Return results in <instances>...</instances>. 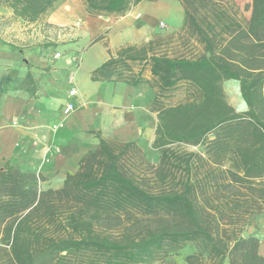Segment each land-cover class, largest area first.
Listing matches in <instances>:
<instances>
[{"label":"trees","instance_id":"16d2710c","mask_svg":"<svg viewBox=\"0 0 264 264\" xmlns=\"http://www.w3.org/2000/svg\"><path fill=\"white\" fill-rule=\"evenodd\" d=\"M0 1L36 22L57 0ZM83 1L100 16L126 15L155 0ZM178 1L189 32L205 45L203 55L160 54L153 41L125 43L92 74L139 88L148 81L143 70L130 72L146 60L162 93L183 81L196 89L188 100L155 108L152 144L161 150L155 186H147L130 156L138 151L135 141L100 132L97 148L57 189L41 190L36 171L7 160L0 166V264H144L197 239L207 241L217 264H264L258 239L240 233L250 216L264 213V0H252L246 25L227 15L226 0ZM236 27L224 44V33ZM230 78L240 80L247 111L227 100L222 80ZM175 143L204 144L210 160L179 154L170 147Z\"/></svg>","mask_w":264,"mask_h":264},{"label":"crops","instance_id":"0c3cea01","mask_svg":"<svg viewBox=\"0 0 264 264\" xmlns=\"http://www.w3.org/2000/svg\"><path fill=\"white\" fill-rule=\"evenodd\" d=\"M227 1L239 7L234 10L227 4L231 8L227 15L236 20V24L246 25L252 14V0H246L244 8L240 4L242 9L237 0ZM8 15L14 22L0 20V161L3 164L7 160L25 161L33 147V165L29 166L36 171L44 164L50 182L62 176L57 184L48 185L57 189L63 186L68 173L78 170L81 159L97 148L99 138L94 131L122 142L139 138L154 141L157 111L153 116L150 104L146 107L137 103L136 98L142 94L139 89L124 81L92 79L94 70L127 42V35L135 32H127L118 39L111 31L105 33L109 28L108 23L101 20L102 16L85 15L82 25L77 22L78 26L71 27V34H66L57 27L74 23L77 17L63 12L45 20L58 29L50 42L42 40L45 36L40 33V24L24 21L12 11ZM151 17L156 19L152 15L145 18ZM25 24L29 27L37 24L39 29L24 32L21 26ZM240 30L236 27L234 32L224 33V44ZM189 34L194 49L187 57L198 58L205 53V45L196 34ZM239 45L237 41L233 49L239 50ZM56 52L62 55L56 58ZM72 57L78 59L72 60ZM142 70V75L149 77L150 66L146 60L134 62L130 74L139 75ZM222 85L235 110L247 111L240 80L223 79ZM72 87L78 91L73 98L74 107L68 109ZM260 254L264 256V251Z\"/></svg>","mask_w":264,"mask_h":264},{"label":"rangeland","instance_id":"374dc122","mask_svg":"<svg viewBox=\"0 0 264 264\" xmlns=\"http://www.w3.org/2000/svg\"><path fill=\"white\" fill-rule=\"evenodd\" d=\"M224 3L228 4L234 10L239 9V7H235V5L227 0ZM237 3L238 6H240V9L247 4L246 0H237ZM9 11L12 10L8 7L7 3L5 1H0V20L6 23L14 22V19L10 18V15H8ZM63 12L72 13L77 17V21L74 23L57 27L60 28V30L64 29L66 34H71L70 29L71 27H76L77 22L82 25V17L85 15L98 16L92 15L88 11L83 0H57L39 20L36 22H27L40 24V33L45 36V38L42 37L43 39H40L52 42L51 40L54 37V33L58 29L55 25L48 23L45 20L51 15L61 14ZM148 15L156 16V19L152 17L146 19L145 17H148ZM100 16H102L101 20L103 22L108 23L109 29L106 30L105 33H110L111 31L115 33V37L117 36L118 39H122L123 34H126L127 32H135V34L127 35L128 40L126 43H134L138 46H142L148 41H153L152 45L155 51L160 54L166 53L168 55L191 56L193 53L192 50L194 48H192V40L189 30L186 29L187 27L185 25V10L181 2L178 0L144 1L134 6L126 15L111 14ZM37 24L32 27L25 24L21 27L24 32H31L33 28L39 29ZM24 27H26V29ZM71 38L72 40H76L73 37ZM146 38L149 40L147 39L148 41H146ZM145 78H147L148 81H145L138 88L142 94L136 98V101L137 103L145 104L146 107L150 104L149 109L153 116L156 115V106L178 104L197 94L196 89L191 86L190 83L184 81L180 82L177 87L172 90L162 93L159 91V85L155 77L149 74V77L145 76ZM240 108L241 106L239 109ZM94 132L97 133V131ZM135 142L138 151L136 150L134 155H132L131 152L130 156H134L137 160V164L140 165V168L138 167L137 170L141 173L140 176L145 179L147 186H155L157 181L156 172L161 160V150L153 147V139L147 140L146 138H139L135 140ZM170 147L179 154L194 152L210 160L207 154V147L204 144L192 145L175 143ZM34 151L35 149L32 147V151L27 157H25V161L22 162L21 160H18L16 163H21L23 168L32 169L29 165H33L31 159L34 157L31 154H33ZM132 158L133 157H131V159ZM2 165L3 161H0V166ZM43 165L44 164L36 170V173L39 174V188L41 190H47L49 189L48 185L52 183L57 184L58 181L62 179V176L60 179L57 178L54 180L55 182H50L46 176L48 173L44 171ZM227 166H229L228 162L225 163V167ZM150 222H152L153 225L156 224V222H153L152 220H150ZM240 233L246 237L253 236L257 238L259 253L260 251H264V213L250 216L242 227ZM188 256L193 257L188 259ZM144 264H217V260L210 254V247L207 245V241L204 239H197L174 248L171 247L163 250L156 255L154 260Z\"/></svg>","mask_w":264,"mask_h":264},{"label":"built area","instance_id":"2783aa9c","mask_svg":"<svg viewBox=\"0 0 264 264\" xmlns=\"http://www.w3.org/2000/svg\"><path fill=\"white\" fill-rule=\"evenodd\" d=\"M76 26H78V23L76 24ZM62 54H61V52H56L55 54H54V57H56V58H58V57H60ZM78 59V57H72V60H77ZM77 88L76 87H72L71 89H70V92H69V96H70V98H71V101L68 103V109H72L73 107H74V105H75V103H74V101H73V98L77 95Z\"/></svg>","mask_w":264,"mask_h":264}]
</instances>
